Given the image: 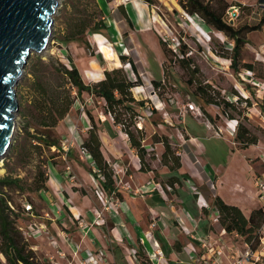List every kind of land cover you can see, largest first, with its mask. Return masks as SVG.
I'll use <instances>...</instances> for the list:
<instances>
[{
	"label": "rangeland",
	"instance_id": "obj_1",
	"mask_svg": "<svg viewBox=\"0 0 264 264\" xmlns=\"http://www.w3.org/2000/svg\"><path fill=\"white\" fill-rule=\"evenodd\" d=\"M226 1L232 6L238 7L237 5L241 4L247 7L244 10L239 8V17L230 22L234 27L255 26L262 22L264 4L259 0ZM153 2L154 4L148 5L153 22L149 24L150 28L147 31H135L118 10L116 14L121 20L123 36L116 34L113 25H109L107 30L95 33L101 34L106 41L110 42L119 56L123 54L128 59L127 62L120 59L121 65L116 67L114 61H107L99 52L98 45L93 39L94 33L88 32L86 35L89 48L81 41L65 42L64 35L76 17L98 22L101 16L96 9V3L102 10V7L113 10L116 5L132 2L61 0L57 13L53 15V40L44 54L33 52L30 55L24 75L18 82L16 94L19 111L14 118L17 123L16 138L3 161L0 180L8 174L24 179L23 190L15 188L5 189V191L8 193L11 208L20 214L18 226L38 264H136L135 259L131 260L133 251L129 248L130 245L115 231L114 218H119L122 214L123 204L118 200L103 203L96 196L95 189L99 186L101 178L89 173L90 170L94 173L97 170L91 157L83 153L80 148L82 140L86 137L85 132L91 125L84 111L86 108L93 114L97 125L102 130L100 134L103 138L104 150L110 156L109 162L115 171L117 185L120 188L124 185L134 187L131 175L134 172V166L137 167L140 164L139 157L131 148L129 138L121 127L111 126L110 123H113V120L104 112L105 101L84 93V104L77 101L57 129V135L64 150L69 151L76 160H70L66 153L58 151L55 147L50 150L45 149L41 158L36 153H32V159H29L27 155L32 141L25 135L23 129L27 119L31 120L28 112L32 100L33 70L43 72L47 64H54L60 68L76 66L84 81L93 83L104 77L105 69L123 68L132 80L137 81L132 65L128 62L129 59L136 64L144 87L143 91L133 89V96L137 100L145 101L143 107L138 105L134 107L143 115L144 144L151 155L156 157L155 160H150V155L147 156L154 169L150 175L162 182L172 175L168 167L161 164L164 145L154 143V136L158 138L164 136L168 137L172 147L180 156L182 164L180 173L190 176V180L183 179L184 183L176 186L177 189L160 187L162 191L166 188V192L173 195L176 199L174 202L176 208L180 207L188 214L185 211L188 207L193 215L192 218L198 223L196 228L192 221L185 224L192 229L190 235H187L174 215L168 217L166 221L176 229L178 234L179 240L175 242V245L179 244L182 248L189 238L197 239L199 243L197 245L195 242V244L198 246L196 254L200 259L199 264H264L263 240L259 249L252 251L244 237L223 230L214 207L216 195L223 197L224 201L229 200L230 197L233 201H237L239 204L235 205H238L246 216H249L253 209L264 206V200L258 197L259 187L257 186L258 179L264 180V121L257 110L261 108L264 111V90L262 88L258 90L243 69L246 68L243 67L245 64H253L255 77L264 80V25L246 33V44L240 58L241 66L238 71H234L231 66V56L235 43L232 39L206 24L200 16L191 15L179 0H153ZM216 3L217 1L213 0V4ZM111 20L112 23L115 21L113 18ZM200 31L204 32L205 36ZM162 39H168L170 45H175L177 51L170 46H166L167 49L164 50L160 44ZM180 57L185 59L184 62L179 61ZM38 58L44 64L39 62ZM241 74H244L243 77L246 79ZM57 79L55 75L52 81L56 82ZM153 81L160 82V86L156 87ZM198 86L206 87L209 94L216 97L220 95L222 99L223 97L232 99L235 93L241 97L250 98L253 103L249 106L253 113L251 117L246 116L248 107L244 104L227 111L231 118L238 119L242 126L240 131L246 127L258 136V143L248 148L243 147L237 139L239 129L230 134V128L228 126L226 128L230 116L224 112L222 106L206 103L198 91ZM187 103L195 104L201 114L193 113L187 107ZM30 131L35 133L33 127ZM193 136H196L203 145L200 161L196 158V154L197 149H201V145ZM18 144L19 148L15 150L14 146ZM48 157H54L53 161L64 178L62 186L55 189L48 182V191H33L31 182L36 174V165L39 164L40 159L47 160ZM231 157L235 159L233 169L229 173V184L236 186L235 193L228 192V189L232 187H221L225 185L222 182L223 173L215 174L210 170L211 167L221 170L220 168L225 167ZM187 163L192 165L199 174L193 176ZM82 185L87 187L95 199V202H89L88 206L83 203L80 195L70 198V194L65 189L68 188L72 197L73 191L70 186L82 189L80 188L84 187ZM190 186L202 192L206 199V203L202 201L205 204L203 207H207L211 214L210 218L208 216L207 220L201 222L206 232H203L201 237L198 233L200 221L195 216L199 215L196 214V205L187 198L188 194L183 190L190 191L198 198L199 195L194 193ZM176 191L180 192V199ZM219 191H222V194ZM182 197L183 199L186 197L187 200L186 198L183 200ZM181 199L187 207H184ZM27 205L32 206L30 212L26 211ZM143 206L140 209L144 212ZM74 214L80 218L76 220ZM144 218L148 225L153 222L148 214H144ZM164 227L162 221H159L152 230L157 236ZM27 231H37L40 234L37 237H28L24 234ZM204 253L208 256L201 259ZM113 254L117 256V260L114 259ZM147 257L150 264H155L150 256ZM181 258L185 259L183 256ZM163 264L166 262L163 261Z\"/></svg>",
	"mask_w": 264,
	"mask_h": 264
},
{
	"label": "trees",
	"instance_id": "obj_2",
	"mask_svg": "<svg viewBox=\"0 0 264 264\" xmlns=\"http://www.w3.org/2000/svg\"><path fill=\"white\" fill-rule=\"evenodd\" d=\"M107 1L112 2L113 0ZM144 1L148 5L154 4L153 0ZM216 1L217 3L214 5L213 0H179L181 5L191 15L200 16L206 24L223 32L234 41L231 66L234 71H238L241 66L242 49L246 44V33L263 26L264 18L258 25L236 28L226 19V10L232 5L226 0ZM259 2L264 4V0H259ZM95 6L101 19L98 22H91L85 18L76 17L75 20L77 21L74 20L70 24L67 33L64 35L65 42L81 41L89 48V42L86 38L87 33H100L109 28L99 4L96 3ZM237 6L241 10L247 8L241 4ZM118 10L127 23L132 26L131 19L123 4L118 7ZM160 42L163 49L166 50V46H169L168 42L164 39ZM120 59L124 62L128 60L123 54H120ZM38 60L42 63L41 59L38 58ZM184 60L183 57L179 59L180 62H184ZM128 62L132 65L137 81L132 80L128 72L123 68L105 69L104 77L93 83H86L76 66L60 68L54 64H47L43 72L33 70L32 100L28 112L31 120L27 119L28 121L23 125L25 135L32 141L27 155L28 158L32 159V153H36L41 158L45 149L50 150L53 147L71 157L70 152L65 151L61 144L57 135V127L70 114L77 101L84 104L83 94L88 93L91 97H98L105 101L104 112L106 115L111 116L113 125L120 126L122 131L128 136L131 148L136 151L139 157L140 171L154 172L152 162L148 160L147 156L150 155V160H155L156 157L151 155L144 144L145 131L137 126L139 117L143 115L134 107V105L140 107L145 105V101L137 100L133 96V89L137 86H143V83L136 64L131 59ZM33 67H35L34 64ZM243 67H246L243 68L245 70L255 72L254 65L251 63H247ZM55 75L58 77L56 82L52 81ZM153 84L156 87L160 86L158 81H153ZM197 88L206 103L222 106L228 116L230 115L227 109L238 108L239 105L243 104L249 107L253 104L250 98L241 97L238 93L234 95L238 97L237 102H234L229 101L225 97L222 99L219 97L220 95L216 97V95L209 94L206 87L198 86ZM87 110L86 108L84 109L91 125L86 137L82 140L81 148L91 157L97 170L95 173L90 170V173L93 176L103 178L99 179V186L109 199L113 198V200L123 202L124 195L117 185L115 171L103 152V143L100 135L102 130L97 125L93 114ZM108 126L110 127V125ZM32 127L35 133L30 131ZM241 128L242 126L238 123L237 130L239 129V133L237 134V139L243 147L248 148L251 145H256L259 141L258 136L253 134L249 128L243 127V131H240ZM154 143H162L164 145L165 150L161 156V164L168 167L172 173L164 182L158 181L156 177L155 180L166 188L169 186L172 189H177L176 186L184 183L183 179L190 180L189 175L180 173V168H182L180 156L177 150L172 147L168 137L161 136L158 138L154 136ZM18 148L19 144L14 146L15 150ZM53 158L48 157L47 160H39V164L36 165V174L31 182L33 191L48 190L49 165L50 163L56 164ZM15 188L24 189L23 178L8 174L0 180V264H38L35 261L33 252L28 247V243L25 241L23 232L18 226L20 214L11 208L8 193L5 191V189L13 190ZM83 193L87 194L86 191ZM214 207L223 230L227 233H237L244 237L246 244L252 251L259 249L262 243V229L264 227V206L253 209L250 215L246 216L238 205L229 204L220 195H216ZM202 213L205 216L210 214L207 207L202 208ZM176 248L179 249L178 247ZM147 256L144 247L139 245L135 254L136 264H150Z\"/></svg>",
	"mask_w": 264,
	"mask_h": 264
},
{
	"label": "crops",
	"instance_id": "obj_3",
	"mask_svg": "<svg viewBox=\"0 0 264 264\" xmlns=\"http://www.w3.org/2000/svg\"><path fill=\"white\" fill-rule=\"evenodd\" d=\"M140 2H141L140 3V7H141L140 13L137 11L136 8H134L132 3L124 5V8L126 9L131 19V25L133 29L137 32L147 31V29L150 28L149 24L151 25L153 22L152 19L150 18V13H149L150 7H148V4L145 3L143 0ZM119 6L120 5H116V7H113L114 8L113 10L109 8L104 9V7H102L103 10L102 9L101 10L103 11V14L105 16L108 26L113 25V30L116 32V34L119 36L120 35L123 36V33L121 32V27H122L121 20H119L116 14ZM133 9H135V11ZM111 18L115 20L113 23H112ZM111 126H114L113 123H111ZM227 126L228 124L226 123V128ZM113 128H116V127H113ZM87 131L85 132V136L87 135ZM229 131H230L229 132L230 134H233L231 132V129ZM108 133L110 134L109 130H108ZM193 138L197 142H199V145H201V149H197V154H196V158L199 159L200 161L202 150H203V145L196 136H193ZM101 139L103 143V138L101 137ZM103 152L105 156L107 157V159L109 160L110 156L105 152L104 146H103ZM69 159L76 160L75 158L73 159L72 155L71 157H69ZM234 159L235 158L231 157L230 161L226 164V166L220 168L221 170H219L218 168L215 169L212 167L210 168V170L213 171L215 174L218 172L223 173L222 179L224 180L222 182H224L225 185L221 187H224V186L232 187L228 189V192L234 191L235 193L236 186L233 187V185L229 184V173L233 169ZM50 165L51 167L49 166V181L48 182L52 184L53 188L59 189V186H62V181L64 178L61 172L59 171L57 164L51 163ZM140 166H141L140 164L137 167L134 166V172L131 175L133 183H134V187L132 185H129V186L124 185V186H121L120 188L124 195V201L121 202L123 204V207L121 209L122 214L119 215V218L118 217L114 218V222L116 224L115 231L118 232V234L127 241V243L130 245L129 246L130 249H133V247H137L138 243L139 245H142L146 253L148 254V256H150L151 260L155 264H163V261L166 262V264H190V263L199 264L200 259H198V255L196 254L197 247H198L197 243L199 242L193 237H191L187 240L186 245L183 246L182 248L179 244L175 245V242L179 240L177 231L172 225H169L168 222L166 221V219L170 217L171 215H174L176 217V220H178L177 217H182L185 221L184 222V226H185L187 222H190L188 214L185 213L184 210H182V208L180 207L176 208L175 203H174L176 202L175 201L176 199L173 198V195L169 192H166V188L164 191L161 190L160 187L163 185L157 182V180H155V178H153L150 175L151 172L139 171ZM187 166L191 170L190 173L193 176H195L196 174H199L198 172L195 171L192 165L187 163ZM82 186H84V187H80L82 189H78V188H74L70 186L71 191H73V195H74V196L72 195V197H71V193L69 192L68 188L66 187L65 189H66V192L70 194V198H73V197L76 198L80 195L83 200V203L88 206L89 202L94 203L95 199L93 195L89 192L87 187L85 185H82ZM221 187L219 185L218 189L220 190ZM167 188H171V187L168 186ZM183 190L185 193L187 192L188 194L187 198L192 200L194 204L196 205V208H197L196 214H199V215H195V216H197L200 221L199 231L203 233L205 231L202 228L201 222L204 220H207L208 216H205L204 214H202V208L203 206H205V204L202 203V201L206 203V199L200 190L199 191L201 192V195H202L200 199L195 197L193 193H190V191H186L185 189ZM84 191H86L87 194H84L83 193ZM220 193L222 194V191ZM176 195L180 199L179 191L178 192L176 191ZM183 200H182V203L184 207H187ZM85 201H87V203H85ZM226 202L229 204H239L237 201H233L231 197ZM142 206L144 207V210H145L144 212L141 211L140 209V207ZM185 211L190 213L188 210V207L185 208ZM144 214H148L150 216V219L153 220V222H151L150 225H148L146 221L144 220L145 219ZM210 216L211 214L209 215V218ZM159 221H162V224L165 227L163 228V230L158 232V235L156 236L152 228L157 223H159ZM184 226H182V229ZM195 242L197 245L195 244ZM176 247H178L179 249H177ZM190 255H193L195 259L193 260L190 257ZM182 256L185 259L181 258ZM206 256H208V254L204 253V255L202 254L200 258L204 259L206 258ZM114 259L117 260L116 255H114ZM131 260L134 261L133 256H131ZM134 262L136 263V261Z\"/></svg>",
	"mask_w": 264,
	"mask_h": 264
},
{
	"label": "water",
	"instance_id": "obj_4",
	"mask_svg": "<svg viewBox=\"0 0 264 264\" xmlns=\"http://www.w3.org/2000/svg\"><path fill=\"white\" fill-rule=\"evenodd\" d=\"M61 0H0V162L16 138V88L33 52L53 40V15Z\"/></svg>",
	"mask_w": 264,
	"mask_h": 264
},
{
	"label": "built area",
	"instance_id": "obj_5",
	"mask_svg": "<svg viewBox=\"0 0 264 264\" xmlns=\"http://www.w3.org/2000/svg\"><path fill=\"white\" fill-rule=\"evenodd\" d=\"M240 15V10H239V7H236V6H232L230 7V9L227 11L226 13V19L227 21L230 23V22H233L235 21ZM165 41L168 42V39H166ZM169 46L174 50V51H177L175 45H170V43L168 42ZM242 77L244 74H241ZM246 75L248 77H250V81L252 82V84L254 86H256L258 88V90H264V80L260 79V78H257L255 77L254 73L252 71H248L246 70ZM244 79H246L245 77H243ZM262 88V89H260ZM228 100L229 101H234V102H237L238 100V97L237 96H234L232 99L231 97H228ZM187 107L193 112V113H198V114H201L200 112V109L195 105V104H192V103H187ZM248 111L246 112V116L248 117H251L252 116V109L251 108H247ZM258 112H259V115L262 117V120L264 121V111L261 109V108H257ZM238 119L237 118H229V123H228V127L231 129V132L232 133H235L236 130H237V126H238ZM137 126L139 129H144V125H143V116H140L139 119H138V122H137ZM80 148H81V145H80ZM81 151L83 153H86L84 152V150H82L81 148ZM115 168V167H114ZM117 170V168H115ZM102 178V177H100ZM103 179V178H102ZM257 186L259 187L258 189V197L260 200H264V180L262 179H258L257 181ZM192 191L194 193H196L197 195H199V199L201 198V193L198 191V189L194 186H190ZM95 193H96V196L104 203L105 201L109 202L110 200H113V198L109 199L107 197V195L105 194L104 190L100 187V186H97L96 189H95ZM26 211L27 212H30L32 210V206L31 205H27L26 207ZM188 217L189 219L191 218L190 221L193 222L195 228L196 226L198 225L196 219L192 218V215L190 213H188ZM75 218L78 220L80 217L75 215ZM178 218V221L180 222V224L182 226H184V222H183V219L181 217H177ZM218 218V217H217ZM184 231L186 232V234L190 235L192 229H189L188 227L184 226L183 227ZM199 233V236L201 237L203 234L202 232L198 231ZM24 234L28 237H37L38 234L40 233H37V231H27V232H24ZM202 234V235H201ZM192 236V235H191ZM196 237H198L196 235ZM197 240V239H196ZM262 240L264 242V227L262 229ZM133 251V258L135 259V254H136V249L133 248L132 249ZM196 252V251H195ZM195 254V253H194ZM190 257L192 259H194L193 255H190Z\"/></svg>",
	"mask_w": 264,
	"mask_h": 264
},
{
	"label": "bare ground",
	"instance_id": "obj_6",
	"mask_svg": "<svg viewBox=\"0 0 264 264\" xmlns=\"http://www.w3.org/2000/svg\"><path fill=\"white\" fill-rule=\"evenodd\" d=\"M123 1L126 3L132 2V5L134 6V8H136L137 11L140 13V9H141V7H140L141 2L140 1L141 0H123ZM133 10L135 11V9H133ZM200 32L203 36H205L204 32H202V31H200ZM93 39L97 43L98 48H99V52L103 54L104 58L107 61H114L116 64V67H120L121 60H120V56L118 55L115 47L110 42L106 41V39L103 38V36L101 34H94ZM137 89H140L143 91L144 87L143 86H137L134 88V90H137ZM2 165H3V162H0V173L3 171ZM183 222H185L184 219H183Z\"/></svg>",
	"mask_w": 264,
	"mask_h": 264
}]
</instances>
